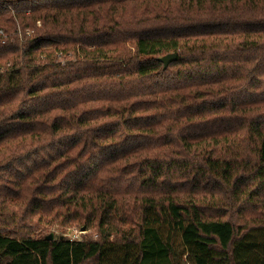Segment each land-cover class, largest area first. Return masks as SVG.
<instances>
[{
  "label": "trees",
  "instance_id": "1",
  "mask_svg": "<svg viewBox=\"0 0 264 264\" xmlns=\"http://www.w3.org/2000/svg\"><path fill=\"white\" fill-rule=\"evenodd\" d=\"M0 264H264V0H0Z\"/></svg>",
  "mask_w": 264,
  "mask_h": 264
},
{
  "label": "rangeland",
  "instance_id": "2",
  "mask_svg": "<svg viewBox=\"0 0 264 264\" xmlns=\"http://www.w3.org/2000/svg\"><path fill=\"white\" fill-rule=\"evenodd\" d=\"M39 26L41 24H38ZM66 58L64 57V60ZM66 61V60H65ZM81 231V238H95L97 237V233L96 232H93L92 230H87L86 226H83L82 228H75V227H72V228H59V227H54V226H51L50 224H47L45 225L44 227H42L40 230L37 231V234L36 235H41V234H51L53 233L55 235V238L56 237H71L72 235L75 234V232H80Z\"/></svg>",
  "mask_w": 264,
  "mask_h": 264
},
{
  "label": "water",
  "instance_id": "3",
  "mask_svg": "<svg viewBox=\"0 0 264 264\" xmlns=\"http://www.w3.org/2000/svg\"><path fill=\"white\" fill-rule=\"evenodd\" d=\"M176 59H177V54L175 52H170V53H167L159 57V60L164 63L165 69L169 66L171 62L175 61ZM54 238H55V235L53 233L47 236V239H54Z\"/></svg>",
  "mask_w": 264,
  "mask_h": 264
},
{
  "label": "built area",
  "instance_id": "4",
  "mask_svg": "<svg viewBox=\"0 0 264 264\" xmlns=\"http://www.w3.org/2000/svg\"><path fill=\"white\" fill-rule=\"evenodd\" d=\"M81 231L80 232H75V234L74 235H72L71 237H68V238H70L71 240H81L82 238H81Z\"/></svg>",
  "mask_w": 264,
  "mask_h": 264
}]
</instances>
